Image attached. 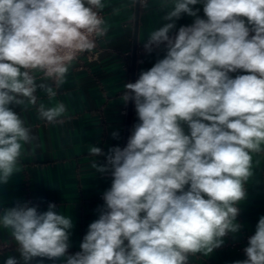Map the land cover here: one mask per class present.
Returning <instances> with one entry per match:
<instances>
[{"label":"clouds","instance_id":"9594fccd","mask_svg":"<svg viewBox=\"0 0 264 264\" xmlns=\"http://www.w3.org/2000/svg\"><path fill=\"white\" fill-rule=\"evenodd\" d=\"M136 3L164 11L169 22L144 48L150 54L163 46L165 55L124 84L121 100L134 104L138 118L126 146L91 164L112 177L98 219L81 251L68 255L73 220L55 204L43 212L29 202L3 208L0 227L19 253L4 264H190L241 230L253 154L264 151V0ZM104 7L103 0H0V185L17 173L24 146L35 139L11 105L36 106L41 119L62 122L66 106L38 104L37 92L54 99L73 62L107 34ZM184 14L194 22L170 35ZM241 70L246 74L231 75ZM89 152L105 155L97 146ZM244 252L234 264H264V216Z\"/></svg>","mask_w":264,"mask_h":264},{"label":"crops","instance_id":"0c3cea01","mask_svg":"<svg viewBox=\"0 0 264 264\" xmlns=\"http://www.w3.org/2000/svg\"><path fill=\"white\" fill-rule=\"evenodd\" d=\"M103 3L104 20L109 26L107 34L100 37L94 50L73 62L54 99L37 92L38 104L66 106L62 122L51 124L41 119L36 106L11 105L32 129L35 139L24 146L17 173L7 184L0 185V211L14 207L17 202H29V206H37L41 212L50 203L55 204L57 212L73 220L68 255L81 251L88 226L99 217L98 208L104 203L102 195L111 187V174L95 172L92 162L104 164L110 148L125 147L128 126L130 136L138 122L134 104L125 105L121 100L124 84L135 82L140 71L150 69L165 55L163 46L150 54L144 48L150 33L169 22L162 20L164 11L159 10L157 3L148 10L140 7L138 16L136 0H103ZM193 7L199 9L201 18H206L202 5ZM194 20L195 17L182 15L170 35ZM135 40L138 46L133 81ZM238 74L246 73L241 70L231 75ZM35 75L39 81L42 74ZM130 105L132 117L128 125ZM113 132L119 134L118 138H113ZM91 146L100 147L105 155H90ZM253 173L246 184L247 199L239 205L237 222L242 225L241 230L225 237L224 244L209 256H191L190 264H234L246 259L244 247L255 233L259 218L264 216V151L253 154ZM16 247L8 230L0 227V264L10 255L19 258ZM31 264H64V260L35 258Z\"/></svg>","mask_w":264,"mask_h":264},{"label":"water","instance_id":"95a60500","mask_svg":"<svg viewBox=\"0 0 264 264\" xmlns=\"http://www.w3.org/2000/svg\"><path fill=\"white\" fill-rule=\"evenodd\" d=\"M139 10H140V7L139 5L137 4V16L139 14ZM137 41L135 40V44H134V60H133V81L135 79V68H136V59H137ZM131 117H132V105H130L129 107V112H128V122L130 125V121H131ZM128 136H129V126H128V130H127V140H128ZM127 140H126V144H127Z\"/></svg>","mask_w":264,"mask_h":264},{"label":"built area","instance_id":"2783aa9c","mask_svg":"<svg viewBox=\"0 0 264 264\" xmlns=\"http://www.w3.org/2000/svg\"><path fill=\"white\" fill-rule=\"evenodd\" d=\"M100 15H101V17H102L103 19H105V11H104L103 9L100 11ZM190 25H191V24H190ZM190 25H188V26H190ZM174 35H175V34H174ZM99 40H100V38H97V39H96V43H95V45L98 44ZM85 54H87V52H85V53L79 55L78 58L84 56ZM78 58H77V59H78ZM246 247H247V245H245L244 249H245ZM245 257H246V255H245ZM246 258H247V257H246Z\"/></svg>","mask_w":264,"mask_h":264}]
</instances>
